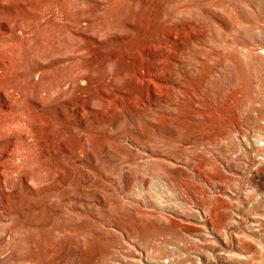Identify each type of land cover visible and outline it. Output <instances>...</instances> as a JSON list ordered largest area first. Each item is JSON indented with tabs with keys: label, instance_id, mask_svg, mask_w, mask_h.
<instances>
[{
	"label": "rangeland",
	"instance_id": "1",
	"mask_svg": "<svg viewBox=\"0 0 264 264\" xmlns=\"http://www.w3.org/2000/svg\"><path fill=\"white\" fill-rule=\"evenodd\" d=\"M0 52V264H264V0H0Z\"/></svg>",
	"mask_w": 264,
	"mask_h": 264
},
{
	"label": "bare ground",
	"instance_id": "2",
	"mask_svg": "<svg viewBox=\"0 0 264 264\" xmlns=\"http://www.w3.org/2000/svg\"><path fill=\"white\" fill-rule=\"evenodd\" d=\"M3 55H2V52H0V59H1V57H2ZM5 64H6V62L5 61H3ZM2 68V67H1ZM7 70V72H6V70ZM11 69H12V67H9V65H6L5 66V68H4V70H3V68H2V70L5 72V74H3L2 73V75L0 74V86H1V84H2V77H7V78H12L13 77V79H15V80H17L16 78H18L19 76H17V74H15L14 76H13V74H11ZM13 70V69H12ZM13 72V71H12ZM12 80V79H11ZM16 82V81H15ZM7 85V84H6ZM3 86V85H2ZM5 112V110L4 109H2L1 108V106H0V114L1 113H4Z\"/></svg>",
	"mask_w": 264,
	"mask_h": 264
}]
</instances>
